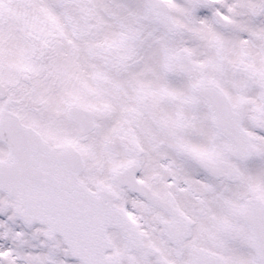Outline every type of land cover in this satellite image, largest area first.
<instances>
[{
    "label": "snow or ice",
    "instance_id": "1",
    "mask_svg": "<svg viewBox=\"0 0 264 264\" xmlns=\"http://www.w3.org/2000/svg\"><path fill=\"white\" fill-rule=\"evenodd\" d=\"M0 264H264V0H0Z\"/></svg>",
    "mask_w": 264,
    "mask_h": 264
}]
</instances>
